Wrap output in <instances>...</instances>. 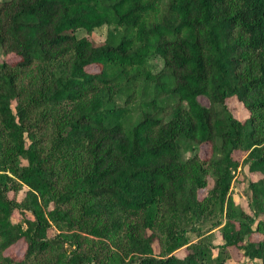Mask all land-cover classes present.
<instances>
[{"label":"trees","instance_id":"16d2710c","mask_svg":"<svg viewBox=\"0 0 264 264\" xmlns=\"http://www.w3.org/2000/svg\"><path fill=\"white\" fill-rule=\"evenodd\" d=\"M56 151L73 156L68 185ZM240 167L259 176L252 215L232 194ZM210 219L216 258L187 236ZM74 229L111 242L110 264H224L233 247L264 264V0H0V264H105L81 235L66 248Z\"/></svg>","mask_w":264,"mask_h":264},{"label":"rangeland","instance_id":"374dc122","mask_svg":"<svg viewBox=\"0 0 264 264\" xmlns=\"http://www.w3.org/2000/svg\"><path fill=\"white\" fill-rule=\"evenodd\" d=\"M108 32L107 28H103L101 30H98L94 32L91 36H89V39L96 45L99 46L103 44L106 34ZM90 72H98L99 68L92 66L89 68ZM30 81L36 82L37 84L40 83L41 78L40 74L37 71H34L30 74ZM28 82V79L27 81ZM199 101L207 106L209 105V101L205 97H200ZM228 106L232 110L233 115L240 121H245L249 117V113L245 106L240 103L237 99L233 98L229 100ZM53 111H56V109H53ZM47 113V112H45ZM48 114V113H47ZM39 118V117H38ZM55 116L50 115L47 116L41 123V135L44 138L46 142V146L49 148L51 144L53 143V139L55 137L57 123H56ZM53 136V138H52ZM50 150V149H47ZM211 154V147L209 145H203L200 148V155L203 158L209 157ZM52 156L54 157V167L55 170L60 174L61 176V183L63 185H68L70 182V179L72 178V171H73V156L71 154H67L64 152H53ZM189 156V155H188ZM235 159L240 160L241 163H243V160L245 159V156L240 153L236 152L234 154ZM247 168V167H246ZM245 167H240L236 173V178L233 183L232 187V194L236 201L237 206L240 209H243L247 214L252 215V211L250 208V202H251V192L249 191V182L250 181H256L259 176L254 174H248V171ZM243 170L245 172L246 179H243L241 177V174L243 173ZM212 183V181H211ZM212 185V184H211ZM15 196V195H14ZM207 196V192L203 191L201 193V198H204ZM26 198V188H22L19 193L16 195V199L18 202H22ZM24 217L34 219L33 213L30 210H27ZM23 219V215L20 214L19 211H16L14 214V221L19 222ZM76 221L78 220V217L76 216ZM214 219H210L207 223L200 225L197 229L189 230V233L187 234L190 244H196L197 242H205L206 245L211 249V252L213 253V258H216L221 249L222 245L224 244V241L221 238L219 227L214 225ZM61 233V231H50V235L54 236L56 234ZM66 237H69V243H66V248L70 250V247H72L73 250L78 249L77 245V236L81 235L83 236V243L85 244L82 249L85 251L91 252L93 255H96L98 259H103L105 261V264H110V260H104L107 255L111 254L112 247H114L113 244L109 241H102L100 239H96L93 237H87L84 233L80 232L79 230H72V231H65ZM91 239V242L87 241V239ZM256 239L257 236L255 237ZM64 239V237L62 238ZM188 247L184 246L177 250L174 254L179 258H184L188 254ZM26 249V244L23 242L18 243L13 248L9 249L7 251V255L9 254H15L18 257L23 256ZM155 250L158 252V244L155 245ZM228 251V250H227ZM225 254H222L223 257L226 258V261L224 264H254L253 262H247V260L243 257H241V254L236 250V248H230V251ZM230 253V254H229Z\"/></svg>","mask_w":264,"mask_h":264}]
</instances>
